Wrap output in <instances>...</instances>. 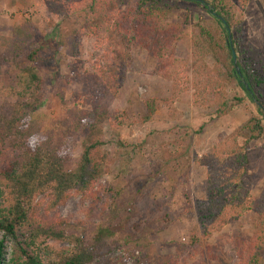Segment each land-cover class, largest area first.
Instances as JSON below:
<instances>
[{"label": "trees", "instance_id": "16d2710c", "mask_svg": "<svg viewBox=\"0 0 264 264\" xmlns=\"http://www.w3.org/2000/svg\"><path fill=\"white\" fill-rule=\"evenodd\" d=\"M41 1L52 16H76L86 35L99 40L107 34L116 76L103 85L101 97L89 111L77 109L57 93L63 114L37 122L33 114L43 105L45 94L39 74L43 48L35 45L38 33L30 24L20 23L8 36H0V264H6L5 242L11 245L8 264H116L106 257L114 250L124 254L120 264H127L135 252L139 255L132 264H176L174 258L152 263L150 257L154 239L168 223L141 222L129 185L101 184L110 164L103 128L109 127L113 147L125 149L120 129L153 122L154 104L146 103L147 114L138 121L96 104L108 90L117 95L131 52L141 49L155 60L156 76L172 84L176 97L191 88L192 106L214 110L216 119L228 116L242 102L229 96L232 85L242 90L249 103L256 100L264 107V64L243 40L241 12L250 0H202L224 19L226 27L204 5L188 3L200 7L215 24L213 30L196 27L190 39L191 67L175 55L176 45L187 38L183 26L170 19L179 1ZM228 32L247 89L235 74ZM69 38L74 40L70 56L77 60L79 36L71 31ZM80 133L81 153L74 159L69 144ZM258 141H264L259 109L220 138L208 154L194 160L205 170V196L190 207L197 221L188 241L193 250L201 240L251 214L253 233L249 240H236L234 264H264V185L259 197H253L248 170L250 146ZM73 196L92 205L101 203L98 223L78 234H72L68 221L60 216V209Z\"/></svg>", "mask_w": 264, "mask_h": 264}, {"label": "rangeland", "instance_id": "374dc122", "mask_svg": "<svg viewBox=\"0 0 264 264\" xmlns=\"http://www.w3.org/2000/svg\"><path fill=\"white\" fill-rule=\"evenodd\" d=\"M170 19L181 24L187 36L176 45L175 55L191 67L190 39L196 27L207 26L213 30L215 24L200 7L182 1L176 3ZM241 19L245 46H251L264 64V0H250L241 12ZM20 23H28L37 31L35 45L43 48L39 74L44 81L45 94L43 105L33 114L34 119L46 123L63 114L57 93L63 94L64 100L77 109L89 111L94 100L101 97L103 85L116 76L107 34L102 33L99 40L86 35L76 16H52L41 0H0V36H8ZM71 31L79 36L75 49L77 60L70 56L74 44L69 38ZM155 72V60L145 51L134 49L123 83L117 86V95L108 90L107 95L97 101V106L110 113H122L129 121H138L147 114L146 103L151 101L155 107L153 122L120 129L125 149L113 147L109 127L103 128L104 149L110 156V164L101 184L112 188L129 185L137 199L141 222L161 219L168 223L165 231L154 239L152 263L170 257L176 264H234L236 240H249L253 233L251 214L212 238L201 240L198 249L188 246L190 233L197 229L190 207L205 196V170L194 160L208 154L220 138L245 123L257 112V107L248 102L242 90L232 85L228 89L229 96L242 102L228 116L216 119L214 110L192 106L191 88L176 97L172 84ZM186 73H190L189 69ZM188 78L190 80V76ZM95 80L96 86L93 85ZM82 138L83 133H80L70 141V154L74 159L81 153ZM250 150L251 195L257 198L264 185V141L253 142ZM100 205L73 196L60 209V216L68 221L71 233L78 234L98 223ZM10 252L11 245L5 242L6 264ZM138 255L135 252L127 264H132ZM106 257L120 264L124 254L114 250Z\"/></svg>", "mask_w": 264, "mask_h": 264}, {"label": "water", "instance_id": "95a60500", "mask_svg": "<svg viewBox=\"0 0 264 264\" xmlns=\"http://www.w3.org/2000/svg\"><path fill=\"white\" fill-rule=\"evenodd\" d=\"M176 1H182V2H186V3H198V4H202V5H204L208 9V11L218 21H220L221 24H223L224 26L226 25L224 19L221 16L217 15L215 12H213L212 8L208 4H206L204 1H202V0H176ZM227 43L230 46L231 56H232V61H233V67H234L235 74H236V76L242 82V74H241L240 69L238 68V65H237V56H236L234 47L232 45V39H231L230 32H228ZM242 83H243V86L247 89V85L244 82H242ZM253 103L257 107V109L260 110L261 115H262V117L264 119V107L258 101H256V100H253Z\"/></svg>", "mask_w": 264, "mask_h": 264}]
</instances>
